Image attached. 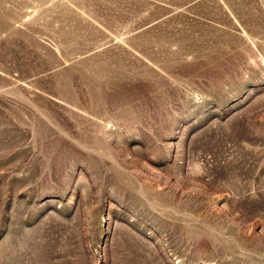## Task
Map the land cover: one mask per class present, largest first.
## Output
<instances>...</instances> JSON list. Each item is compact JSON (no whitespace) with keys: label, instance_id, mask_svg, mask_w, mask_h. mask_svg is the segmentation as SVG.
I'll return each instance as SVG.
<instances>
[{"label":"rangeland","instance_id":"1","mask_svg":"<svg viewBox=\"0 0 264 264\" xmlns=\"http://www.w3.org/2000/svg\"><path fill=\"white\" fill-rule=\"evenodd\" d=\"M0 264H264V0H0Z\"/></svg>","mask_w":264,"mask_h":264}]
</instances>
